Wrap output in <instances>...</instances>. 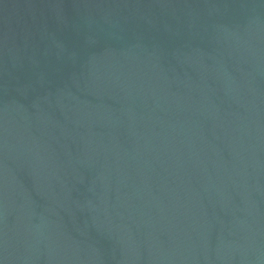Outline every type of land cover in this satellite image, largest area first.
<instances>
[{
	"label": "water",
	"instance_id": "obj_1",
	"mask_svg": "<svg viewBox=\"0 0 264 264\" xmlns=\"http://www.w3.org/2000/svg\"><path fill=\"white\" fill-rule=\"evenodd\" d=\"M0 264H264V0H0Z\"/></svg>",
	"mask_w": 264,
	"mask_h": 264
}]
</instances>
